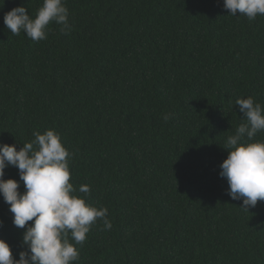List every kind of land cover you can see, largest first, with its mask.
I'll list each match as a JSON object with an SVG mask.
<instances>
[{
  "label": "trees",
  "instance_id": "obj_1",
  "mask_svg": "<svg viewBox=\"0 0 264 264\" xmlns=\"http://www.w3.org/2000/svg\"><path fill=\"white\" fill-rule=\"evenodd\" d=\"M42 3L0 0V143L19 151L54 129L77 194L108 209L111 230L92 225L73 264H264V201L240 208L219 175L245 122L236 99L264 106V16L223 0H66L70 32L6 28L5 13ZM0 221L19 259L26 229L2 195Z\"/></svg>",
  "mask_w": 264,
  "mask_h": 264
},
{
  "label": "clouds",
  "instance_id": "obj_2",
  "mask_svg": "<svg viewBox=\"0 0 264 264\" xmlns=\"http://www.w3.org/2000/svg\"><path fill=\"white\" fill-rule=\"evenodd\" d=\"M65 3L43 0L34 17L25 7L17 6L4 14V24L13 35L23 32L33 41L47 39L48 26L53 22L62 26V32H70ZM223 8L229 10V15L237 16L239 12L249 21L264 16V0H223ZM235 105L245 122L226 139L224 149L228 155L219 166V175L226 178L231 199H242L240 208L247 211L264 201V140L256 139L264 132V106L251 96L236 99ZM163 118L169 120L170 114ZM33 136L34 141L23 144L19 151L15 144L0 143V195L9 205L14 226L26 229L19 259L0 239V264H73L79 259L75 245H83L92 225L101 220L104 230H111L108 209L88 204L77 194L70 182L72 154L63 146L59 133L48 129L44 133L34 131ZM9 166L19 170V180L4 179ZM21 181L24 192L19 191ZM90 190L84 184L78 192L89 194Z\"/></svg>",
  "mask_w": 264,
  "mask_h": 264
}]
</instances>
